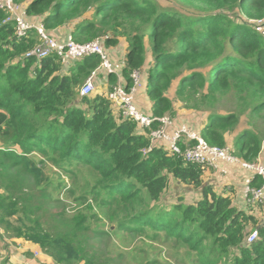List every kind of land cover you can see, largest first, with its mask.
<instances>
[{"label": "trees", "instance_id": "trees-1", "mask_svg": "<svg viewBox=\"0 0 264 264\" xmlns=\"http://www.w3.org/2000/svg\"><path fill=\"white\" fill-rule=\"evenodd\" d=\"M13 2L24 5L27 16L39 19L48 33L72 26L76 44L99 40L107 50L126 40L125 89L133 88L132 75L141 72L153 122L144 129L122 117L109 99L118 85L116 74H109L107 93L80 96L101 66L99 56L68 72L56 55L26 58L40 45L39 35L33 30L19 38L8 13L0 11V230L5 237L36 246L54 264H116L90 251L88 217L57 234L43 226L41 204L53 198L44 168L52 164L71 180L79 171L85 174L76 200L93 202L112 222L108 233L98 228L93 236L160 237L185 248L192 264H264V222L206 185L207 167L184 159L194 142L182 139L181 153L175 154L150 137L163 127L161 119L177 116L180 105L208 116L199 132L207 145L230 148L240 163H258L264 148V37L254 26L264 20V0ZM29 180L40 197L27 187ZM263 183L255 175L249 186L259 189ZM174 184L201 198L188 203L173 194ZM253 231L258 239L248 244Z\"/></svg>", "mask_w": 264, "mask_h": 264}, {"label": "built area", "instance_id": "built-area-1", "mask_svg": "<svg viewBox=\"0 0 264 264\" xmlns=\"http://www.w3.org/2000/svg\"><path fill=\"white\" fill-rule=\"evenodd\" d=\"M0 11L8 13L7 22H13L16 25V34L19 38L26 37L30 31H36L40 37V45L33 48L26 54L28 59H43L56 55L62 61L64 66L72 65L91 56H99L102 60L101 66L97 72L82 86L80 90L81 97H89L94 91L93 77L104 70L108 74H115V67L108 59L107 51L102 45L101 41L97 40L87 44H76L71 36L64 41H58L50 36L41 24H35L29 20L26 14L24 5H18L13 0H0ZM254 28L264 37V20L255 23ZM133 88L127 91L122 84H118L109 94V99L115 105L116 109L120 111L122 117L134 121L140 127L149 128L153 122V118L141 113L135 106V92L136 89L142 86L141 72H134L132 75ZM163 127L151 134L152 144L157 145L159 141L165 140L170 144L169 151L179 154V143L186 138L188 141H193V145H189L184 152V159L191 164L200 165L202 167H216L219 160L229 163L239 162L234 156L230 148H216L207 145L199 134L193 133L188 128H183L177 131L173 136L167 134V127L172 124L171 119L164 118L160 120ZM250 170L256 172L264 181V162L258 161L257 164H244ZM247 198L251 205L264 204V183L259 189H252L250 186L247 189ZM258 239V232L253 231L247 238L248 244L256 242Z\"/></svg>", "mask_w": 264, "mask_h": 264}, {"label": "rangeland", "instance_id": "rangeland-1", "mask_svg": "<svg viewBox=\"0 0 264 264\" xmlns=\"http://www.w3.org/2000/svg\"><path fill=\"white\" fill-rule=\"evenodd\" d=\"M166 146L169 148L170 144L168 143ZM45 166L46 174L51 180V189L49 188L51 191L49 192L53 198L41 204L42 210L38 215L42 218L46 230L53 234L67 231L75 219L80 220L88 217L84 226H89L88 229H90L87 233L90 239V251L96 252L99 257L111 258L116 264H192L194 259L189 258L185 248L173 241L165 244L162 242L163 238L160 237L153 238L129 233L120 234L119 236H93V232L98 228L108 233L112 222L103 216L93 202L76 200L85 186V174L79 171L80 177L71 180L67 174L57 170L52 164ZM83 172L87 174L86 171L83 170ZM26 185L37 197L42 195L34 187L32 181L29 180ZM61 185L59 192L54 190V187H60ZM260 208L261 205H256L255 210ZM7 241L9 242L10 239H7ZM20 244H23L20 240L7 244L5 251L0 254L2 264H54L42 256L39 251L23 253L24 249ZM11 246H15L16 250L21 249V252L17 254L10 253L9 248ZM19 254L23 255L29 262H26V260L21 263L18 262Z\"/></svg>", "mask_w": 264, "mask_h": 264}, {"label": "crops", "instance_id": "crops-1", "mask_svg": "<svg viewBox=\"0 0 264 264\" xmlns=\"http://www.w3.org/2000/svg\"><path fill=\"white\" fill-rule=\"evenodd\" d=\"M30 21L34 22L35 24H40L39 19L29 18ZM72 32V26L68 25L62 28H59L55 31L49 32L50 36L54 39L64 42L66 41ZM128 43L126 40H120L119 44L113 47L107 48V55L108 59L115 67L116 75L118 78L117 84H122L125 87V80L123 79V69L125 66V59L128 53ZM72 65H67L65 68V72L71 69ZM93 84H94V91L91 96H95L97 94H105L109 91V74L106 71L98 72L95 77H93ZM136 108L143 114L152 117V110H151V102L147 95L145 84L142 82V86L136 89L135 92V100H134ZM177 116L172 118V124L167 127V134L169 136H173L177 131L188 128L193 133L199 134L201 129L205 126L207 122L208 116L202 113H195V112H187L180 108V105L176 106ZM168 142L165 140H161L158 143V146L163 147L164 149H168L167 146ZM263 154L260 156L259 160L264 162V148ZM256 172L253 170L248 169L244 166L243 163L235 162L229 163L223 160H219L216 163V167H207L205 171V183L206 185H211L215 188V190L219 194H223L226 197H230L234 202L235 206L243 211H246L249 214L258 215L262 222H264V204L261 205L262 212H256L252 210L249 201L247 198V189L255 177ZM173 194L176 196L183 195L186 198L188 203H195L197 202L201 196L198 191H193L187 188H183L178 184L173 185ZM14 241L18 240H10L7 241L5 235L0 230V254L5 251L7 244H10ZM23 244L24 252H37L39 249L27 242L20 240ZM16 243V242H15ZM20 243V242H19ZM14 245V244H13ZM10 253L17 254L21 252V249L16 250L15 246H11ZM40 252V251H39ZM40 254L44 257L41 252ZM47 258V257H46ZM48 259V258H47ZM26 258L23 255L19 254V261L23 262ZM49 260V259H48ZM26 262H29L26 260ZM0 264H2V258H0Z\"/></svg>", "mask_w": 264, "mask_h": 264}]
</instances>
